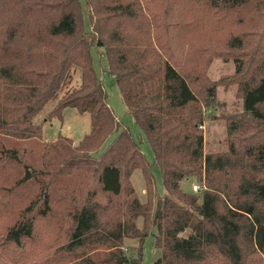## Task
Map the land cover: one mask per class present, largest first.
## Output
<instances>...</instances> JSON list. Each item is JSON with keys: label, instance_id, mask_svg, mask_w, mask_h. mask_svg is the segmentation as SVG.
<instances>
[{"label": "trees", "instance_id": "16d2710c", "mask_svg": "<svg viewBox=\"0 0 264 264\" xmlns=\"http://www.w3.org/2000/svg\"><path fill=\"white\" fill-rule=\"evenodd\" d=\"M94 48L153 161L109 105ZM216 58L235 70L213 81ZM220 85L243 109L208 152ZM51 103L47 119L73 107L90 132L44 142L35 118ZM149 236L154 264H264V0H0V264H141Z\"/></svg>", "mask_w": 264, "mask_h": 264}, {"label": "rangeland", "instance_id": "374dc122", "mask_svg": "<svg viewBox=\"0 0 264 264\" xmlns=\"http://www.w3.org/2000/svg\"><path fill=\"white\" fill-rule=\"evenodd\" d=\"M94 66L102 80L105 91L108 95V103L119 120L130 128L133 138L140 143L141 149L145 156L153 161V150L150 144L145 140L140 127L136 124L133 116L128 112L123 102L121 92L118 88L115 76L107 71V60L103 49L94 48L92 51ZM235 64L221 58H216L208 71L209 77L213 81H217L224 75L233 73ZM80 73H76L74 79L67 88L79 86ZM54 103L48 104L45 109L35 118L37 122L42 124V140L49 142L57 138L61 133L71 137L78 143L91 130L90 114L88 112L80 113L73 107H68L64 111V120L58 118L51 120L46 118L47 113L53 108ZM242 99L236 95V87L218 86L216 104L206 110V119L204 122L205 150L222 151L227 148L225 144L226 124L224 115L242 111ZM158 189L161 193L165 192L161 173L159 169H154ZM132 182L141 199H144L143 177L140 170H136L132 176ZM197 181L182 182L183 187L193 189V185L198 184ZM200 185L197 191H199ZM195 191V190H194ZM130 245L137 244L136 240H130ZM130 255L131 249H127ZM160 255V250H156L153 245V237L149 236L144 244L143 261L141 264H154L156 258Z\"/></svg>", "mask_w": 264, "mask_h": 264}, {"label": "built area", "instance_id": "2783aa9c", "mask_svg": "<svg viewBox=\"0 0 264 264\" xmlns=\"http://www.w3.org/2000/svg\"><path fill=\"white\" fill-rule=\"evenodd\" d=\"M198 188H199V185H197V184L193 185V189H194L195 191H197Z\"/></svg>", "mask_w": 264, "mask_h": 264}]
</instances>
